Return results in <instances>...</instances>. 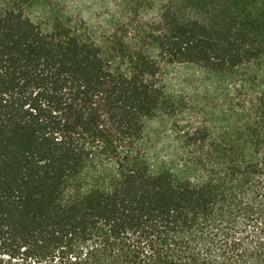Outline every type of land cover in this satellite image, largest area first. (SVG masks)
<instances>
[{"label":"trees","instance_id":"1","mask_svg":"<svg viewBox=\"0 0 264 264\" xmlns=\"http://www.w3.org/2000/svg\"><path fill=\"white\" fill-rule=\"evenodd\" d=\"M35 2L0 0V264H264V92L238 137L182 130L191 177L152 174L141 146L146 117L175 113L165 67L243 65L252 32L167 5L150 46L99 42L34 20ZM94 157L115 184L65 203L66 179Z\"/></svg>","mask_w":264,"mask_h":264},{"label":"rangeland","instance_id":"2","mask_svg":"<svg viewBox=\"0 0 264 264\" xmlns=\"http://www.w3.org/2000/svg\"><path fill=\"white\" fill-rule=\"evenodd\" d=\"M167 5L208 23L250 30L254 37L245 64L238 67L212 72L194 64H173L163 71L175 113L159 110L145 118L142 151L152 174L169 171L185 179L195 175L196 169L182 130L205 125L212 131L209 140H225L233 131L238 137L240 116L264 92V0H36L28 14L38 22L59 17L82 25L99 42L115 34L117 40L138 45L149 42L145 36L151 22ZM114 184L107 162L94 157L66 179L62 199L71 203L93 189H110Z\"/></svg>","mask_w":264,"mask_h":264}]
</instances>
